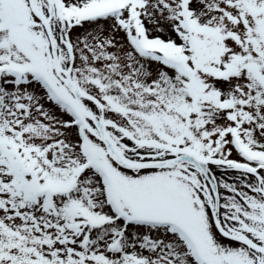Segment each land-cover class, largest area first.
<instances>
[{
    "label": "snow or ice",
    "instance_id": "1",
    "mask_svg": "<svg viewBox=\"0 0 264 264\" xmlns=\"http://www.w3.org/2000/svg\"><path fill=\"white\" fill-rule=\"evenodd\" d=\"M0 264H264V0H0Z\"/></svg>",
    "mask_w": 264,
    "mask_h": 264
},
{
    "label": "rangeland",
    "instance_id": "2",
    "mask_svg": "<svg viewBox=\"0 0 264 264\" xmlns=\"http://www.w3.org/2000/svg\"><path fill=\"white\" fill-rule=\"evenodd\" d=\"M235 158V157H234Z\"/></svg>",
    "mask_w": 264,
    "mask_h": 264
}]
</instances>
